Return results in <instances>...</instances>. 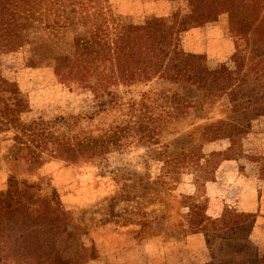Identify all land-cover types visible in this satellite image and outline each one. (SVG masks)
<instances>
[{
  "label": "rangeland",
  "instance_id": "obj_1",
  "mask_svg": "<svg viewBox=\"0 0 264 264\" xmlns=\"http://www.w3.org/2000/svg\"><path fill=\"white\" fill-rule=\"evenodd\" d=\"M108 1L125 24L141 26L153 17L180 21V47L201 56L209 70L227 71L235 78L233 55L250 54L258 80L246 79L253 101L252 112L243 119L248 133L231 137L235 145L229 155L241 157L234 160L236 179L229 175L222 182L226 188L215 193L206 187L219 181L216 171L225 161L222 152L227 142L217 104L205 103L199 117L191 114L172 124L175 133L160 137L163 145L135 139L129 147L110 150L81 165L61 161L57 154L61 136L98 138L104 133L102 138H106L107 130L128 120L123 114L126 108L96 113L97 101L107 98V88L117 90L112 84V63L102 54H77L73 33L61 29L38 32L19 52L0 55V191L23 185L41 188L64 213L66 222L78 227L76 240L87 257L84 264H263L264 26L230 34L224 14L205 22L203 0ZM163 88L197 97L189 84L166 80L136 83L120 88L118 95L127 101L149 98L165 113V103L157 102ZM196 143L204 145L201 151L195 147L199 149L195 155H209L208 160L199 159V165L206 167L211 180L197 193L192 174L177 175L175 163L164 164L158 155L182 161L189 155V146ZM181 147H186L183 152ZM177 177L180 182L174 184ZM249 192L261 209L254 213L255 224L248 236L213 239L209 233L192 234L188 214L198 209L210 217V223L222 215L233 221L243 212L239 199ZM194 193L199 194L198 208L189 197ZM7 223L0 210V229ZM60 238L51 239L48 251L69 258L72 242L68 236L63 242ZM13 249V241L0 233V252L5 255L1 264L49 263L38 259L39 250L27 251L34 253L32 262L13 256Z\"/></svg>",
  "mask_w": 264,
  "mask_h": 264
},
{
  "label": "trees",
  "instance_id": "obj_2",
  "mask_svg": "<svg viewBox=\"0 0 264 264\" xmlns=\"http://www.w3.org/2000/svg\"><path fill=\"white\" fill-rule=\"evenodd\" d=\"M203 2L205 6L201 15L205 22L215 21L224 14L228 19L230 34L246 33L264 26V0ZM85 8H92V11ZM179 22L169 17H153L141 26L125 24L108 0H0V55L19 52L26 43L32 42L38 32L63 29L73 33L77 54H102L112 63V84L117 90L107 88V98L97 101L96 113L120 112L126 108L123 114L128 120L107 130L106 138H102L104 133L98 138L61 136L57 143V154L61 161L68 166L81 165L110 150L129 147L135 139L151 141V146L163 145L160 137L175 133L170 126L179 120L184 121L191 114H198L199 117L205 103L209 106L217 104L221 116L219 122L227 142L222 152L223 158L240 160L241 157L229 153L235 145L231 137H244L248 133L243 119L253 110L246 79L257 81L258 77L250 64V54L233 55L237 72L235 78L227 71L209 70L201 56L187 53L180 47ZM157 80L183 81L194 88L197 97L163 88L157 98V102L166 105L168 111L163 113L159 105L151 104L149 98L141 96L127 101L118 95L120 88H128L136 83L146 85ZM198 144L189 146V155H184L182 161L170 156L163 158L165 153L158 154L162 156L164 164L175 163L173 169L177 175H193L192 184L196 193L211 181L206 167L199 165V159L208 160L209 155H195L204 145ZM185 148L181 147V152ZM244 158L253 161L251 156ZM171 178L175 180L174 176ZM179 182L177 177L174 184ZM153 193L157 194L156 191ZM196 193L189 197L194 198V207L198 208L200 200H197L199 194ZM0 210L5 212L8 221L0 233L16 245L13 256L34 262V257H31L34 253L27 252L34 249V252L39 250L38 259L43 258V262L48 261V264H84L87 257L76 240L78 227L66 222L64 213L41 193V188L23 185L0 191ZM195 212L188 214L192 234L209 233L213 239L248 236L256 220L254 213L241 212L233 221L225 220L226 216L222 215L220 220L210 223L208 215L198 209ZM59 236L61 242L65 236L72 242L73 254L69 258L63 253L48 251L47 245L51 239ZM4 258L5 255L0 252V264Z\"/></svg>",
  "mask_w": 264,
  "mask_h": 264
},
{
  "label": "crops",
  "instance_id": "obj_3",
  "mask_svg": "<svg viewBox=\"0 0 264 264\" xmlns=\"http://www.w3.org/2000/svg\"><path fill=\"white\" fill-rule=\"evenodd\" d=\"M236 168V162L234 160H225L223 161L217 171V180L210 182L211 187H208V183L206 184L207 190L210 189L213 193L217 192L220 188L225 189L226 186L222 182H226L225 179H228L229 175L233 176V179H236V175H234V171ZM250 192L247 194H243L239 199L238 205L241 206L243 212L247 213H257L258 209H261V206L257 203V201H252L250 197ZM209 196V192H208ZM214 208V207H212ZM216 208V207H215ZM218 217V215H215Z\"/></svg>",
  "mask_w": 264,
  "mask_h": 264
}]
</instances>
